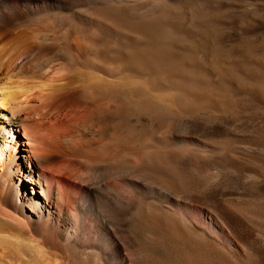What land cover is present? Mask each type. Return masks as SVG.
I'll list each match as a JSON object with an SVG mask.
<instances>
[{"label":"bare ground","instance_id":"6f19581e","mask_svg":"<svg viewBox=\"0 0 264 264\" xmlns=\"http://www.w3.org/2000/svg\"><path fill=\"white\" fill-rule=\"evenodd\" d=\"M122 1L0 0V264L19 263L15 251L32 254L23 264H45L52 256H60L61 264H96L98 258L114 264V255L120 264L131 262V238L121 236V221L113 215L111 169L101 167L121 158L126 170L118 185L146 194L132 177L128 147L119 144L131 115L125 104L115 105L118 93L138 89L167 106L197 104L202 93L183 89L198 79L174 75L167 66L144 69L135 61L131 49L139 35L129 30L145 32L141 17L150 3ZM179 13L170 12L173 24L209 44L214 35L222 39L217 25L240 22L220 18L208 26L202 19L191 31L193 8L182 2ZM216 72L209 68L213 77ZM255 97L264 100L259 92Z\"/></svg>","mask_w":264,"mask_h":264},{"label":"rangeland","instance_id":"374dc122","mask_svg":"<svg viewBox=\"0 0 264 264\" xmlns=\"http://www.w3.org/2000/svg\"><path fill=\"white\" fill-rule=\"evenodd\" d=\"M129 1L150 3L141 17L145 32L129 30L134 37L139 35L131 49L135 61L144 69L167 66L174 75L200 80L184 84L183 89L202 93V99L167 106L138 89L128 96L118 93L115 105L125 104L131 115L119 144L128 147L132 177L143 184L146 194L118 185L126 170L121 158L113 164L104 161L101 167L111 169L117 205L114 213L102 208L103 213L120 219L121 236L131 238L130 264H264V100L255 97L256 92L264 95V0ZM185 1L195 14L191 31L198 30L202 19L208 26L220 18L240 22L217 25L222 39L214 35L209 44L173 24L170 12L180 14ZM111 2L119 6L124 1ZM90 12L100 15L99 10ZM211 66L215 77L209 73ZM14 255L20 260L32 256L20 251ZM113 258L120 264L118 256ZM57 260L60 256H52L45 264H61ZM96 264H101L99 258Z\"/></svg>","mask_w":264,"mask_h":264}]
</instances>
